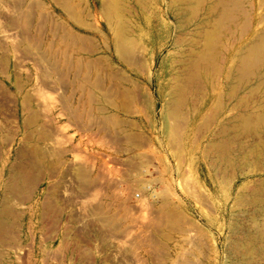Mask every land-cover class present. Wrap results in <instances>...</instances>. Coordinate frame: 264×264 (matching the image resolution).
Instances as JSON below:
<instances>
[{"label":"rangeland","instance_id":"1","mask_svg":"<svg viewBox=\"0 0 264 264\" xmlns=\"http://www.w3.org/2000/svg\"><path fill=\"white\" fill-rule=\"evenodd\" d=\"M124 1L118 50L115 0H0V264H237L235 235L264 236L238 202L264 170L233 182L210 149L220 91L189 85L170 116L182 51Z\"/></svg>","mask_w":264,"mask_h":264},{"label":"bare ground","instance_id":"2","mask_svg":"<svg viewBox=\"0 0 264 264\" xmlns=\"http://www.w3.org/2000/svg\"><path fill=\"white\" fill-rule=\"evenodd\" d=\"M137 1H140L146 25L150 26V29H163L167 34L168 39L162 47L169 48L171 55L175 50L182 51H178L181 53V59H177L179 73H175L178 83L171 88L169 98L166 100L167 113L170 116L179 115L177 106L189 85L192 87L194 84L197 87L198 84L205 86L204 81L210 83L213 91H220L215 111H211L212 120L220 124L218 127L220 129L215 135L216 139L210 143L218 171L232 172L233 182L236 178L247 176L248 168H252L253 173L262 172L264 170V0H163L164 4L161 3L166 8L163 15L154 12L155 15L160 14L156 15L157 22L146 13L147 0ZM155 1L153 0L154 3ZM108 12L105 13V18L107 17V23L114 33L116 46L121 50L125 44L132 43L134 38L132 16L128 14L130 11L124 0H115L112 15ZM162 47L158 50H162ZM155 55L156 51L152 58ZM204 99L203 102L207 100ZM212 100L214 101V96ZM233 111L235 113L232 114ZM260 182L255 183L257 185L247 191L250 182L246 181L241 186L244 191L238 195L239 201L236 200L247 207L253 206L256 210L264 211V182ZM238 234L235 235L231 245L241 256L237 257V264H253L259 256L264 259L262 249H258L260 248L258 245L264 243V236L248 233L243 240Z\"/></svg>","mask_w":264,"mask_h":264}]
</instances>
